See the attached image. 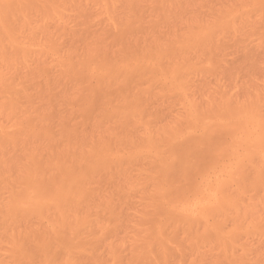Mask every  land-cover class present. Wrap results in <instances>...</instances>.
<instances>
[{
  "label": "rangeland",
  "instance_id": "374dc122",
  "mask_svg": "<svg viewBox=\"0 0 264 264\" xmlns=\"http://www.w3.org/2000/svg\"><path fill=\"white\" fill-rule=\"evenodd\" d=\"M0 264H264V0H0Z\"/></svg>",
  "mask_w": 264,
  "mask_h": 264
},
{
  "label": "bare ground",
  "instance_id": "6f19581e",
  "mask_svg": "<svg viewBox=\"0 0 264 264\" xmlns=\"http://www.w3.org/2000/svg\"><path fill=\"white\" fill-rule=\"evenodd\" d=\"M124 72H125V71H124ZM124 72H121V74H123L121 77H127L128 79H127V81H126L125 83H127V84L129 83V84H130L131 81L133 80V79H132V78H133V76H132L133 74H124ZM127 72H128V71H127ZM127 72H126V73H127ZM118 75H120V73H119ZM118 75H117V79L120 77V76L118 77ZM113 79H115V78H113ZM100 102H101V101H100ZM223 132H224V131H223ZM222 134H223V133H222ZM224 134L226 135V133H224ZM209 136H210V135H209ZM209 138H210V137H209ZM209 138H208V139H209ZM208 139H206V140L204 139L205 142H204V140H199V141L196 140V141L198 142V145L195 144V145L192 146V148H195V146H196V147L206 146V145L209 143V141H211L213 138H212V139L210 138L211 140H208ZM207 141H208V142H207ZM208 145H209V144H208ZM219 206H220V204L218 205V207H215L214 210L218 208V211H219V209H220L219 212H222V210H221L222 207L219 208ZM229 206H230V205H229ZM214 210H213V211H214ZM226 210H227V209H226ZM231 210H232V209H231ZM216 211H217V210H216ZM216 211H215V212H216ZM218 211H217V212H218ZM210 212H211V210H210ZM217 212H216V214H217ZM228 213H230V212H228ZM219 214H220V213H219ZM219 214H218V215H219ZM222 214H223V213H222ZM213 215H215V214H213ZM224 215H225V214H224ZM224 215H222V216L224 217ZM220 216H221V215H220ZM225 216L227 217V215H225ZM229 216H230V215L228 214V217H229ZM217 217H218V216H217ZM223 217H222V218H223ZM203 218H204V217H203ZM212 218H213V216H212ZM224 218H225V217H224ZM222 220H224V219H222ZM198 221H200V220H198ZM227 221H228V220H227ZM192 223H193V222H192ZM204 224H205V223H204ZM213 224H214V222H213ZM193 225H194V227H196V229H194V227H193L194 231H195V230L198 231V229H199V227L197 226L198 224L196 223V224H193ZM195 225H196V226H195ZM207 225H208V223H207L205 226H207ZM188 226H191V227H192V224H186V227L190 230V227H188ZM203 226H204V225H203ZM203 226H202V227H203ZM200 228H201V227H200ZM203 228H204V227H203ZM205 228H206V227H205ZM207 229H208V228H207ZM186 230H187V229H186ZM189 230H187V233H190L191 230H192V228H191L190 231H189ZM205 230H206V229H205ZM185 232H186V231H185ZM192 232H193V230H192Z\"/></svg>",
  "mask_w": 264,
  "mask_h": 264
}]
</instances>
